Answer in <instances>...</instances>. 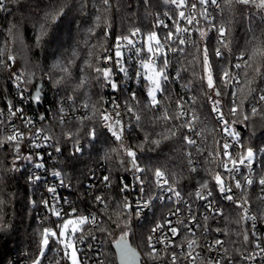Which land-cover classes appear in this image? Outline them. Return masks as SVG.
Listing matches in <instances>:
<instances>
[{
	"label": "trees",
	"instance_id": "obj_1",
	"mask_svg": "<svg viewBox=\"0 0 264 264\" xmlns=\"http://www.w3.org/2000/svg\"><path fill=\"white\" fill-rule=\"evenodd\" d=\"M5 2L6 8L0 14V50L3 52V66H0V109L6 105L4 95L11 93L9 79L13 70L23 77L30 88L34 89L40 83L43 85L44 106L39 112L45 114V119L39 122V128L50 135L52 140L59 141V167L65 180L80 189L85 204L95 205L100 212L98 224L105 231L95 228L94 233L103 243L108 264H118L115 241L122 235L139 253L141 264H152L147 257L145 241L160 217L155 215L141 220L135 211L124 207L127 200L126 193L122 191L124 182L134 179L137 188H141L136 179L141 174L131 168L123 151L119 156L111 152L120 142L110 137L101 115L120 98L132 108L129 112L126 107V122L129 126L126 144L136 152L139 167L147 170L141 177L145 181L144 188L151 189L150 192L154 190L153 173L160 169L183 196L190 197L204 182H207L209 189L216 190L214 176L217 171L220 172V167L216 156L208 155L218 147V120L212 103L213 100L222 101L224 98L226 89L220 80L223 71H230L240 63V88L247 92L246 71L247 79L252 80L253 91L246 99L240 92L237 93L239 112L233 124L242 137L244 150L251 148L259 159L261 169H264V104L258 107L255 115L252 113L253 106L250 105L264 90V58L258 56L255 61L248 60L249 41L254 36L264 39V10L255 6L235 5L232 11L225 10L217 14V22L226 29L229 48L225 49L230 55L217 57L214 42L205 46L216 89L221 92V96L217 97L212 90L207 89L202 64V50L205 46L199 45L176 56L173 69L167 74L169 79L162 82L159 107H153L147 95V87H142L133 99L122 90V80L112 70V75L105 80L95 69H105L100 57L117 38L127 36L137 28L144 35L151 32L164 35L172 28L156 25L160 21L166 25L170 17L177 19L179 11L183 9H177L164 0H150V6L145 0H110L109 6H105L102 0ZM97 16L100 17L99 20ZM41 25H44L43 32ZM37 37L40 38L39 45L36 43ZM242 55L254 67L259 66L261 71L257 73L252 68L244 67V62L239 58ZM9 56L12 57L11 60L8 59ZM88 63L92 64L91 68L86 66ZM64 68L67 69L66 72L63 71ZM177 73L180 83L174 81ZM61 77V84L56 85L55 81ZM29 79L32 83H26ZM81 81L85 83L79 87ZM110 82L116 83L118 88L114 90ZM183 86L188 88L185 93L195 98L193 108L200 115L207 136V141L200 148L199 145H189L184 140L187 136L186 122L181 119L178 108ZM206 93L212 96V100L207 98ZM70 100L85 109L86 115L61 124L58 109L64 101ZM51 113L55 115L53 118H50ZM133 114L139 120L134 119ZM165 115L169 118L165 119ZM245 115L248 117L246 121L243 119ZM93 128L96 132L94 138L86 134ZM68 132L76 134L72 141L67 140ZM153 141H159V145ZM80 142L83 143L82 151L76 153L73 145ZM16 143L4 140L6 147L0 149V264H32L43 229L61 222L58 218L53 222L40 221V202L39 199L33 200L37 192L29 182L31 162H25L21 158L13 164ZM18 143L20 156L24 157L25 145ZM106 153L109 159L105 158ZM120 160L125 163L120 164ZM102 167L110 181L106 192L100 194L104 198V204H96L88 186L92 173L98 174ZM191 168L196 171H191ZM95 191L101 193L99 189ZM257 191L259 192L258 188L252 193L257 196ZM242 217L240 208L229 205L222 215L210 220L215 231L221 230L218 232L224 238L228 252L238 261L241 254L253 245L252 230ZM122 228L125 232H121ZM245 236L248 237L247 240L244 239ZM52 246L53 242L50 240L46 250L47 259L43 260V264H49L53 258L57 259Z\"/></svg>",
	"mask_w": 264,
	"mask_h": 264
},
{
	"label": "built area",
	"instance_id": "obj_2",
	"mask_svg": "<svg viewBox=\"0 0 264 264\" xmlns=\"http://www.w3.org/2000/svg\"><path fill=\"white\" fill-rule=\"evenodd\" d=\"M220 7H216L214 5H208V17L205 18L204 16L200 15V12L203 10L201 6H197V11L195 15V20L192 25L187 24L186 20H182L179 16L177 19H168L166 25L169 28H172L173 32V41L175 42L172 50L165 45L163 51V55L153 53H149L147 51L149 47L148 35H144L141 32H137L136 36H131V31L129 38L134 41L133 45H128L126 41L121 42L120 51L121 56L119 58L116 57V44L119 40L117 38L104 52V54L100 57L102 63L105 68L110 69L113 71L115 76L120 77L122 80L121 87L124 90L126 95H130L133 97V94L137 96L139 90L142 87H147L149 82L145 78L146 69L143 67L144 63H149L152 65L150 69H159L163 67V60L167 59L169 61V65L167 67L166 74L172 71V65L175 64L176 56L183 54L184 51L188 48L194 49L199 45L205 46L210 42H214L217 48H221L223 55H230V53L221 46L220 44V35L217 29L222 25L217 22V14L221 11V8L224 6V0H218ZM2 10H0V14ZM186 15L190 13V8H183ZM181 29L187 28V32H180L176 33V27ZM200 31H204L206 35L201 38ZM109 35V33H107ZM163 35H159L158 37H162ZM185 39L186 43L180 45L178 39ZM193 42H195V47H193ZM155 43L154 41L152 42ZM172 44L173 42H169ZM137 49H142V51L138 52ZM182 49V51H181ZM109 57L111 59H109ZM239 58H241L239 56ZM117 59H119L120 63L117 64ZM0 61L2 58L0 57ZM240 64V63H237ZM123 67L126 69L128 75H125L119 69ZM241 68H236L235 66L230 69V74L235 77L232 81H230L228 87H225V95L224 98L221 100V104L219 105L220 111L224 114L225 120L229 121L227 127H225L222 121L217 119L218 113H215V117L218 120L217 125V135H218V142L220 145L227 142L231 145L230 151L233 154V158L238 157L240 154L244 153V145L242 137L240 133L234 132V120L235 117L229 114V108L232 107V96L230 93L236 92L237 87H240L242 82V77L240 75ZM19 74L17 71L13 70L12 76L9 79V83L11 85V93L8 95H4L3 100H5L6 105L5 107H1L0 110L4 111V117L6 118V123L0 126V143H4V140L7 141V136L14 135L13 127L16 128L18 132L23 133V139L19 140L18 142L24 143L25 145V156L30 155L33 157L31 161V169H30V177L39 175L41 180L35 183H31L36 190L37 194L33 196V200L37 201L39 199L40 202V215L42 216L41 222H53L56 220V216L52 215L51 211L46 210L45 207L41 204L42 200H49L52 202L57 210L62 211V213H71L73 209H75V217L72 216H62L61 222L56 223V225L50 227L55 229L57 226L63 223L64 219L67 218H78L80 216L85 217H96L97 223L101 218V214L96 209L95 205L85 204L84 196L80 189L72 185L71 183L67 182L64 178V174L62 170H60V152L57 153L55 149L51 146L53 140L50 139L49 141H45L43 139L44 135L46 134L44 131H40L39 122H42L41 119L42 115L40 114L39 110L42 109L44 106V98L43 105L41 107H36L33 101V94L35 89L37 88H30L24 82L23 77L21 76L20 81L18 82L15 77ZM139 74V75H137ZM176 83H180V76L177 78V75L174 78ZM19 83L21 88H26L27 92L24 93L23 97L21 96L20 91L17 88V84ZM188 88H182L179 94V114L181 111L185 112L186 115H180L181 119L186 122V133L187 136L191 137L193 140L196 141L195 146L199 145V148L203 146V144L207 141V136L205 135V129L203 124L201 123L200 115L198 114L197 110L193 108L192 95L186 94V90ZM45 93V92H44ZM238 93V92H237ZM160 92L157 94V99L159 97ZM260 95H264V90L260 93ZM260 97V96H259ZM237 98V96H236ZM151 100V98H150ZM159 101V99H158ZM11 102L13 110L19 109L22 115L18 114L17 116H9L7 104ZM264 104V101H260L259 98L254 99L251 101L250 105L257 108ZM119 105V109H116L115 106ZM49 107V106H47ZM63 107L65 112L63 114H58L61 118V115L64 116L66 121H71L86 115L85 109L80 107L79 105L75 104L73 101H64L60 108ZM213 109V103H212ZM120 112V120H121V127L123 129L122 132V141L125 147H128L126 144V131L129 128L127 124V110L125 107L124 101L120 98L116 101L109 109H106L103 114H107L109 116H113L115 111ZM55 115L53 113L50 114V118H53ZM195 116V119L193 118ZM133 118L137 119V115L133 114ZM103 120V119H102ZM25 121H31V124L25 123ZM106 127V123L103 121ZM188 124L191 125V131H189ZM106 130L111 138L112 135L108 131L107 127ZM36 134L33 136V134ZM235 134V135H233ZM114 139V138H113ZM31 140V143L29 141ZM17 142V141H14ZM39 145V147H35V145ZM83 148V143L80 142L76 144ZM126 155V154H125ZM213 152V156H214ZM127 157V156H126ZM218 160V164L221 160L228 162L229 168H232L233 165L230 161H227L226 157L216 156ZM129 161V157H127ZM36 163H43V168H36ZM220 167V172L224 175V179L231 184L233 188L232 194L236 200V203L232 201H228L223 198L224 194H221L218 190H212L213 196L210 198L213 201L214 207L217 209L216 212H213L212 209L207 207V201L201 200L195 197V193L197 191H201L204 195L207 194L208 190H204L201 188H197L194 193L190 197L182 196V200L187 202L192 209V215L196 217V220L199 221L196 224L193 220H189L188 216L189 213L185 210V204L180 203L177 204L175 202V197L172 196L171 193L167 191H162L158 189L155 185L153 191H149L148 188H144L145 191H141V188H137V182L132 179L128 182H124L123 186H127L126 190H123L126 193L127 200L126 202L129 205V208L136 212L137 214V204L140 203L142 200H148L150 197H158L152 200L151 205L148 208L143 209L139 213V218L144 220L149 216L159 217L152 230L158 225L162 224L163 229L160 232H153L151 230V235L153 237V243L156 242V239L159 238L160 240H164V237H168L167 243H160L157 245L159 249H161L160 256L157 259L156 264H171V256L175 255L177 257L176 264H207L209 259L213 261L219 260L220 264H264V252L261 251L264 248V186H261L258 183L260 177L264 176V169H261L259 159L255 155L249 164L247 161L245 164H237L235 167L238 169L237 172H234L233 175L235 179L241 181L243 188L242 189H235V180L228 176V174L224 171L222 165ZM105 170L104 167L101 168L99 173H92L91 177L92 180L89 183L88 190L91 193V196L96 204L98 203L95 200L96 196H101L100 194L105 193L108 184L106 185L103 181L105 176H108L103 171ZM60 171L62 173L61 176H55L54 173ZM245 177H249L253 179L254 183L252 185H247L244 181ZM166 178V176H165ZM61 179L64 180L63 186H61ZM49 187H53L56 189L55 193H49L47 189ZM256 188L259 189L258 195H254L252 192ZM99 189L101 193H97L95 190ZM53 196H55V200H53ZM246 201V202H245ZM243 204V208L241 212L244 217H247L246 221L250 225L253 235V245L251 248L247 249L243 252L240 256V260H236L232 253L228 252L226 242L223 237L220 236L218 231H215L212 225L210 224V220L212 217L221 215L225 212V208L229 205H236ZM177 207L181 208V214L179 217L172 215L170 216L169 213L174 211ZM208 216V220L205 221L204 217ZM255 217V219H252ZM178 220H187V226L189 230L181 229L178 223ZM168 221H171V226H176L178 229L179 235L177 237H173L170 231V226ZM203 226H207L208 230L205 231ZM84 229V234L88 236V239L83 244L77 243L76 247L79 250V256L81 257L83 264H103L106 261L105 254H104V246L102 241L97 237V235L92 231L96 228L95 225H92L91 222L82 226ZM194 233V234H193ZM94 236L95 238H92ZM196 240L197 244L194 246L193 249L187 248V242L189 240ZM221 240L223 242L221 245H216V240ZM53 242V253L55 254L57 259L61 258L62 253L59 252L62 249V245L56 242V238H51ZM259 244L260 247H256ZM211 245V248L209 247ZM225 249H227V253L225 254ZM188 252L192 253L193 257L196 259L193 261L187 257ZM62 264H67V261H63ZM108 264V263H107ZM150 264V263H144Z\"/></svg>",
	"mask_w": 264,
	"mask_h": 264
},
{
	"label": "snow or ice",
	"instance_id": "obj_3",
	"mask_svg": "<svg viewBox=\"0 0 264 264\" xmlns=\"http://www.w3.org/2000/svg\"><path fill=\"white\" fill-rule=\"evenodd\" d=\"M145 2L147 4H149L150 6V0H145ZM165 3H171L173 5L176 6L177 9H183V8H190V13L186 15L185 11L181 10L179 11L178 15L182 20H186L187 24L192 25L194 23L195 20V15H196V11H197V6H201L202 7V11L200 12V15L204 16L205 18L208 17L209 13L207 10L208 5H214L216 7H220L218 0H164ZM102 3L105 6H109L110 0H102ZM235 5H241V6H255L261 10H264V0H224V8H221V12L227 10V11H232ZM6 8V2L5 0H0V10H3ZM165 15H167V13H165ZM54 19V17H53ZM100 17L97 16V20H99ZM170 19H174V17H170ZM156 27H168L167 25L164 24L163 21H160V23L158 25H156ZM44 29V25H41V30L43 32ZM176 33H180V32H187L188 29L184 28L181 29L178 26L175 29ZM217 31L219 32V35L221 37L220 39V44L223 48H229V43L227 42V38H226V29L223 25H221ZM137 32H139V29L137 28L135 31L131 32V36H136ZM206 35V33L204 31H200V36L201 38H203ZM262 36H264V33H262ZM178 39V42L180 45H183L186 43L185 39ZM122 41H126L128 45H133L134 41L129 38L128 36H122L119 38L117 44H116V52L115 55L117 58H119L121 56V51H120V46H121V42ZM148 41H149V47L147 49V51L149 53H153V55L156 54H161L163 55V49L165 47V45H168V47L172 50H175L173 48L174 45V41H173V32L170 29L167 33H165L162 37H158V34L156 32H151L148 35ZM155 42L154 44L152 42ZM173 42L172 44H170L169 42ZM37 45H39L40 43V38L37 37L36 40ZM193 47H195V42H193ZM249 50H250V55L248 57V60L251 61H255L256 58L259 56L261 58H264V39H260V38H256L255 36L253 37L252 41H249ZM138 52L142 51V49H137ZM182 51V49H181ZM199 51V49H198ZM203 60H202V64H203V71L206 73V85H207V89L212 90V92H214L215 96L219 97L221 96V92L218 91L216 89V83L214 81V77H213V72H212V68H211V64H210V60H209V56H208V50L207 47L205 46L203 48ZM75 55V54H74ZM91 55V53H90ZM215 55L217 57H220L223 55L221 48H217L215 49ZM3 56V52L2 50H0V57ZM9 60L12 59L11 56L8 57ZM109 59H111L109 57ZM243 62H244V67L246 68H252L253 71L259 73L261 71L259 66H253L252 63H249L248 60H245L244 55L241 56L240 58ZM120 61L119 59H117V64H119ZM169 65V61L167 59L163 60V67L159 68L158 70H155L153 72V75L148 76L147 79L151 82V87L148 89V93L147 95L151 98V106L153 107H159L160 101H158L157 99V93L158 92H162L163 91V87H162V82L167 81L169 79V76L166 74V69ZM0 66H3L2 61H0ZM87 67L91 68L92 64L88 63L86 65ZM10 67V65H9ZM144 68H151L152 65L149 63H144L143 64ZM236 68H242L241 64H236L235 65ZM96 72L98 74H102L103 78L105 80H108V78L112 75V72L110 69H103L101 70L100 68H96L95 69ZM121 72H123L125 75H128L127 71L125 68L120 67L119 69ZM63 71H67L66 68L63 69ZM139 75V74H137ZM245 75V87L247 88V92H244L243 88L237 87V91L236 92H232L230 93V95L232 96V107L229 108V114L232 115L233 117L237 116L238 112H239V107L237 106V100H236V96H237V92H240L243 96V98H247L248 95H250L253 91V89L251 88V84H252V80L251 79H247L248 73L245 71L244 73ZM11 76V74H10ZM179 77V73H177V78ZM99 78V77H98ZM15 79L19 82L21 79L20 74H17ZM63 77H61L60 79H57L55 81L56 85H60L61 81H62ZM203 79V77L201 78ZM233 79H235V77H233L230 72L228 70H224L222 73V76L220 77L221 82L224 84L225 87H228L230 81H232ZM26 83H32V80L29 79L26 81ZM85 81H81L80 84L78 85L79 87H82L84 85ZM110 86L115 90L118 88V85L114 82H110ZM17 88L21 93V96L23 97L24 93L27 92L26 88H21L19 83L17 84ZM36 91V96L34 97L35 100L39 101L40 99V89L37 88L35 89ZM207 98L209 100H212V96L210 94H207ZM133 99H135V95L133 94ZM193 102H195V98H192ZM260 101H264V95H260L259 97ZM74 102V101H73ZM221 104V101L219 99L213 100V111L218 113V117L217 119L219 121H222L225 125V127H227L229 121L225 120L224 118V114L220 111L219 105ZM119 105H116L115 108L119 109ZM125 107L128 108V111L131 112L132 108L128 107V105L126 104ZM7 108H8V114L9 116H17L18 114L22 115V113L20 112L19 109H15L13 110V107L11 105V102H8L7 104ZM65 112V109L63 107L58 109V114H63ZM252 113L253 115L257 114V108L253 107L252 108ZM102 115V119L105 122H109L106 123V127L108 129V131L111 133L112 137L114 138L115 141H119L120 145L118 147H114L111 149L112 153H115L117 156L120 155L121 151H123L127 157H129V161L128 163L131 165V168L135 171L141 174L140 177H136V179L138 180L140 186H141V191H145L143 185L145 183L144 179H142L141 177H143L146 174V169L140 168L139 165L136 163V152L134 150H132L130 147H125L123 145V141H122V132L123 129L121 127V120H120V112L117 110L115 111V114L113 116H109L107 114H101ZM180 115H186L185 112L181 111ZM165 119H168L169 117L167 115H165L164 117ZM195 119V116L193 117ZM41 119H45V117H41ZM243 119L246 121L248 119L247 115H245L243 117ZM137 120H139V117H137ZM61 124L64 123H68V121H66L64 119V116L61 115V120H60ZM6 123V118L4 117V111L0 110V126L4 125ZM25 123L27 124H31V121H25ZM185 125H181V127H184ZM189 128V131H191V125L188 124L187 125ZM41 132L43 130H40ZM13 132L15 133L14 135H9L7 136V141L8 142H13V141H17V143L14 145V153H15V157L13 160V164H15L16 160H19L21 158L23 159H29L31 160L32 157L26 156V157H21L20 156V145L18 143L19 140L23 139V133L18 132L16 130L15 127H13ZM89 137H95L96 132L95 129H91L88 130L86 133ZM36 134L34 133L33 136H35ZM76 134H74L73 132H68L66 134L67 140L68 141H72L74 139V136ZM173 135H175V133H173ZM235 135V134H233ZM167 139V137H165ZM43 139L45 141H49L50 139H52V137L50 135H44ZM184 140L186 141L187 144L189 145H195L196 141L193 140L191 137L189 136H185ZM29 143H31V140L29 141ZM59 143V141L53 140L52 142V147L55 149V151L57 153L61 152V148L57 147V144ZM153 143L157 144V146L159 145V141H153ZM218 147L216 149H214V154L215 156H222V157H226L227 161H230V163L233 165L232 168H229V164L228 162L221 160L218 164V167L220 165H222L224 171L228 174L229 177H231L233 180H235V189H242L243 185L241 183L240 180L235 179L233 173L237 172L238 169L235 167L237 164H245V162L247 161L249 164H251L253 157H254V152L251 148H247L245 150L244 153L240 154L238 157L233 158V154L230 151L231 145H229L227 142L223 143L222 145L219 144V142H217ZM6 147V145L4 143H0V149ZM35 147H39V145H35ZM74 147V151L76 153H79L82 151V147L78 146L76 144L73 145ZM209 156H213V153H208ZM105 158L109 159L110 157L108 156V154H105ZM125 161L120 160V164H124ZM189 164H191V160H189ZM36 168H43L44 164L43 163H36L35 165ZM12 170H15V168H13ZM191 171H196L195 168H191ZM55 176H61L62 173L60 171H57L54 173ZM41 180V177L39 175L30 177L29 182L30 183H35ZM214 180H215V186L216 188H218L219 192L223 195V198L228 200V201H232L233 203H236V200L234 198V195L232 194H228V193H232L233 192V188L231 186V184H229L228 181H226L224 179V175L217 171L216 175L214 176ZM103 181L105 182V184L107 185L110 181V177L109 176H105L103 178ZM244 181L247 185H252L254 183L253 179L249 178V177H245ZM153 182L155 183L156 187L162 191H167L169 193L172 194V196L175 197V202L177 204L180 203H184L185 204V210L189 213L188 219L189 220H193L196 224L199 223L198 220H196V217L194 215H192V209L189 205H187V202H184L182 200V196H181V192L178 190L177 187L174 186V183H170L169 179L165 178V173L160 170V169H156L153 173ZM258 183L261 186H264V176L260 177L258 180ZM64 184V180L61 179V186H63ZM127 186H123L122 191L126 190ZM201 189H208L207 194L204 195L201 191H197L195 193V197L201 200H206L207 201V207L209 209H212L213 212H216L217 209L214 207L213 205V201L212 199H210L213 196V191L211 189H209V186L207 184V182H204L200 185ZM151 189H149L150 191ZM47 191L49 193H55L56 189L53 187H49L47 189ZM158 197H150L148 200H142L140 203L137 204V215H139V213L141 211H143V209L148 208L153 199H156ZM53 200H55V196H53ZM95 200L98 203L104 204V198L101 196H96ZM246 202V201H245ZM35 203V202H34ZM41 204L45 207L46 210L51 211L52 215L56 216L58 219L62 218V216H72L75 217L76 213H75V209L72 210L71 213H62V211L57 210V208L55 207V205L50 202L49 200H42ZM105 207H107V205H105ZM125 208H128L129 205L127 202H125L124 204ZM238 208H243V204H237ZM181 214V208L177 207L174 211H171L169 213L170 216L175 215L177 217H179ZM221 215L223 214L222 211L220 213ZM244 219H247V217H242ZM252 219H255V217H252ZM204 220L207 221L208 220V216L204 217ZM89 222H91L92 225L96 226V229H99L100 231H105V229L100 228L99 224L97 223L96 217L90 216V217H85V216H80L78 218H67L63 220V223L59 226H57L55 229L52 228H44L43 232H42V238L39 242V248L38 251L35 255V257L32 259V264H43V260L47 259L46 256V249L49 246V242L51 238H56V242L60 245H62V249L59 250V252L62 253L61 258L60 259H55L53 258L52 261L49 262V264H62L63 261H67V264H83V261L81 259V257L79 256V250L76 247L77 243L83 244L86 239H88V236L84 234V229L82 226L88 224ZM178 223L180 225L181 229H186V230H191L188 229L187 226V220H178ZM168 224L170 226V231L173 237H177L179 235L178 233V229L176 226H171V221H168ZM71 226V227H70ZM127 227V226H125ZM205 228V231L208 230L207 226H203ZM163 229V225L162 224H158L152 231L153 232H160ZM95 229H93L92 231H94ZM217 231H221L219 229H217ZM121 232H125V229L122 228ZM194 234V233H193ZM92 238H95L94 236H92ZM245 240L248 239L247 236L244 237ZM168 242V237H164V240H160L159 238L156 239V242L153 243V237L150 234L145 241V250L147 253V257L148 259H150L152 261V264H156V260L157 258L160 256L161 253V249H159L157 247L158 244L160 243H167ZM216 245H221L223 244V242L221 240H216ZM197 244L196 240H189L187 242V248L188 249H193L194 246ZM115 246L116 248L119 249V258L121 260V264H125V262L131 258L133 260H135L137 258V252L135 250H133L131 247H129L128 243L125 240V236H121L119 238V240L115 241ZM211 248V245L209 246ZM256 247H260L259 244L256 245ZM262 252H264V248L261 249ZM227 253V249H225V254ZM191 260H195L196 257L192 256L191 252H188L187 257ZM176 260L177 257L175 255L171 256V264H176ZM103 264H107V261L103 262ZM207 264H220L219 260H215L213 261L212 259H209L207 261Z\"/></svg>",
	"mask_w": 264,
	"mask_h": 264
},
{
	"label": "water",
	"instance_id": "obj_4",
	"mask_svg": "<svg viewBox=\"0 0 264 264\" xmlns=\"http://www.w3.org/2000/svg\"><path fill=\"white\" fill-rule=\"evenodd\" d=\"M64 15V13H62L61 14V16H63ZM37 88H39L40 89V93H39V95H40V99H39V101H37V100H35L34 99V97L36 96V91H34V94H33V101H34V104H35V106L36 107H41L42 105H43V98H44V96H45V93H44V91H43V85L40 83V84H38V86H37ZM36 88V89H37ZM41 117H45V115H42ZM44 120V119H43ZM129 245V244H128ZM129 247H131L133 250H135L131 245H129ZM136 251V250H135ZM137 252V251H136ZM115 254H116V260H117V263L118 264H121V260H120V258H119V249L118 248H115ZM125 264H141V257H140V255H139V253L137 252V258L135 259V260H133V259H131V258H129L126 262H125Z\"/></svg>",
	"mask_w": 264,
	"mask_h": 264
},
{
	"label": "rangeland",
	"instance_id": "obj_5",
	"mask_svg": "<svg viewBox=\"0 0 264 264\" xmlns=\"http://www.w3.org/2000/svg\"><path fill=\"white\" fill-rule=\"evenodd\" d=\"M146 69V68H145ZM155 70H157V69H150V68H147L146 69V73H145V78H146V80H148L147 79V77L148 76H151V75H153V72L155 71ZM148 82H149V85H148V89L151 87V82L148 80ZM158 94V93H157ZM234 132H237L236 131V129H235V127H234ZM26 156H29V155H26ZM26 156H24V157H26ZM32 157V156H31ZM33 160V157H32V159L31 160H29V159H24V161L25 162H31ZM71 227V226H70ZM47 250V249H46ZM45 250V251H46Z\"/></svg>",
	"mask_w": 264,
	"mask_h": 264
}]
</instances>
